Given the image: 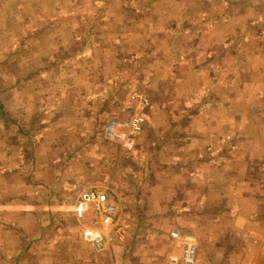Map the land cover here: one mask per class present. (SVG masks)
Instances as JSON below:
<instances>
[{
	"label": "rangeland",
	"instance_id": "obj_1",
	"mask_svg": "<svg viewBox=\"0 0 264 264\" xmlns=\"http://www.w3.org/2000/svg\"><path fill=\"white\" fill-rule=\"evenodd\" d=\"M186 1L0 0V264H169L173 227L192 264H264V0ZM89 184L126 228L101 252Z\"/></svg>",
	"mask_w": 264,
	"mask_h": 264
},
{
	"label": "built area",
	"instance_id": "obj_2",
	"mask_svg": "<svg viewBox=\"0 0 264 264\" xmlns=\"http://www.w3.org/2000/svg\"><path fill=\"white\" fill-rule=\"evenodd\" d=\"M142 122L143 115L134 111L122 120L107 121L103 132L108 139L130 143L140 131ZM71 211L78 220L86 212L90 213L87 223L80 226L79 233L93 251H104L110 244L125 238L126 228L120 214V203L115 201L106 186L89 184L79 189ZM167 242L171 247L166 257L169 264H192L195 261L196 244L190 233L173 227L167 232Z\"/></svg>",
	"mask_w": 264,
	"mask_h": 264
},
{
	"label": "crops",
	"instance_id": "obj_3",
	"mask_svg": "<svg viewBox=\"0 0 264 264\" xmlns=\"http://www.w3.org/2000/svg\"><path fill=\"white\" fill-rule=\"evenodd\" d=\"M187 1H189V0H187ZM187 1H186V2H187ZM182 5H184V1L182 2ZM184 6H185V5H184ZM177 8H178V7H177ZM248 154H249V153H248ZM248 154H247V156H249ZM245 192H247V191H245ZM73 201H74V200H73ZM72 204H73V203H72Z\"/></svg>",
	"mask_w": 264,
	"mask_h": 264
}]
</instances>
